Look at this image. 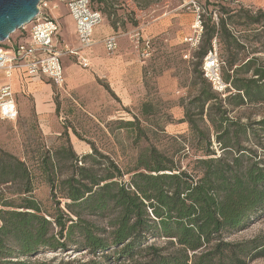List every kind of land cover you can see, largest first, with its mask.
Masks as SVG:
<instances>
[{"label":"trees","instance_id":"trees-1","mask_svg":"<svg viewBox=\"0 0 264 264\" xmlns=\"http://www.w3.org/2000/svg\"><path fill=\"white\" fill-rule=\"evenodd\" d=\"M225 13L218 26L203 33L205 43L192 69L193 85L200 86L184 107V121L200 152L195 166L183 168L152 147L138 156L132 170L123 171L93 146L79 159L66 138L64 145L46 150L35 167L54 199V213L46 214L32 196L37 178L33 167L0 150V184L16 183L17 194L23 195L14 203L1 200L0 193V264H104L112 259L120 264H246L264 255V240L258 237H223L264 210V115L247 122L227 116L229 106L264 102V64L254 56L237 62L243 43L228 29L232 15ZM246 18L249 24L260 21L249 13ZM216 37L229 52L224 60L217 48L221 77L229 84L227 92L235 91L225 99L201 69ZM203 116L212 133L200 124ZM211 134L221 151L218 155ZM96 218L105 222L97 223ZM148 236L163 241L144 244ZM71 247L85 250L91 258L21 259Z\"/></svg>","mask_w":264,"mask_h":264},{"label":"rangeland","instance_id":"rangeland-1","mask_svg":"<svg viewBox=\"0 0 264 264\" xmlns=\"http://www.w3.org/2000/svg\"><path fill=\"white\" fill-rule=\"evenodd\" d=\"M92 3L101 11L103 20L94 30L98 42L93 46L96 52L91 67L83 68L73 57L65 58L63 88L56 87L47 78L36 81L51 85L47 100L51 110L44 118L39 116L33 102L32 91L36 87L32 83L35 81L24 76L18 88L12 85L17 116L14 120L0 119V150L24 160L35 170L46 150L53 151L64 145L68 138L79 159L90 153L93 146L126 171L135 167L141 153L154 147L181 167L191 170L200 152L195 148L197 139L189 134V124L184 121V107L189 106L188 101L200 86L199 83L193 85L196 77L192 69L196 53L205 43L204 36L196 48L183 42L185 36L192 34V6L182 7L180 0H92ZM199 4L202 6L203 33L212 25L218 26L220 18L228 11L232 15L227 20L228 29L243 43V49L236 56L237 62L254 56L264 64L261 16L264 0H199ZM43 12L51 14L60 23L59 40L76 46L73 20L64 2L48 0V8ZM246 13L258 16L260 21L249 24ZM137 31L141 35L138 41L134 36ZM108 33L116 36L113 52H107L102 44ZM146 41H149L148 46ZM213 42L222 59L226 60L229 52L225 51L223 39L216 37ZM229 49L237 52L233 45ZM234 92L217 93L225 99ZM227 110L231 119L253 121L264 115V102L234 109L229 106ZM200 124L209 127L212 133L207 117L203 116ZM211 138L212 149L218 155L221 152L219 146L213 135ZM34 172L37 178L32 196L44 213H54L50 186L40 180L37 170ZM130 174L124 179L127 180ZM17 188L16 183L0 184L1 200L19 203L23 195L17 194ZM62 203L64 200L61 206ZM95 221L105 222L101 218ZM223 237L229 241L254 237L264 240V210L257 212L240 229L224 232ZM162 241L148 236L144 244H161ZM61 258L88 260L91 255L71 247L65 251L44 250L21 259H54L58 262ZM104 264H120V260L112 259ZM246 264H264V255H256Z\"/></svg>","mask_w":264,"mask_h":264},{"label":"built area","instance_id":"built-area-1","mask_svg":"<svg viewBox=\"0 0 264 264\" xmlns=\"http://www.w3.org/2000/svg\"><path fill=\"white\" fill-rule=\"evenodd\" d=\"M181 6H192L194 19L191 25L192 34L185 36L183 42L192 48L200 45L203 36L202 6L199 0H180ZM66 10L74 22L77 45L72 47L60 41L58 33L59 22L49 13L43 12L48 8V0H41L38 13L27 25L0 42V119L14 120L17 116L15 93L12 87V74L19 70L25 72L33 81L42 78L49 79L56 87L63 88L64 69L62 59L70 56L83 68L91 67V49L95 45V28L101 24L103 15L93 6L92 0H62ZM56 6H54L55 8ZM134 36L137 41L141 37L140 31ZM148 42L145 44L148 46ZM107 52H113L117 45L116 36L107 34L102 39ZM221 63L217 47L212 48L203 58L201 69L204 77L211 83L212 89L222 95L227 92L229 84L221 77Z\"/></svg>","mask_w":264,"mask_h":264},{"label":"water","instance_id":"water-1","mask_svg":"<svg viewBox=\"0 0 264 264\" xmlns=\"http://www.w3.org/2000/svg\"><path fill=\"white\" fill-rule=\"evenodd\" d=\"M41 0H0V42L30 23Z\"/></svg>","mask_w":264,"mask_h":264},{"label":"crops","instance_id":"crops-1","mask_svg":"<svg viewBox=\"0 0 264 264\" xmlns=\"http://www.w3.org/2000/svg\"><path fill=\"white\" fill-rule=\"evenodd\" d=\"M73 24H74V22H73ZM59 25H60V23H59ZM59 32H60V29H59ZM73 34L75 36V30H74V28H73ZM58 35H59V33H58ZM96 39H97V37H95V40ZM60 41H63V40H60ZM75 41H76V45H77L76 36H75ZM63 42H65V41H63ZM97 42L98 41L96 40V43L95 44H97ZM98 47H100V46L98 45ZM95 52L96 51H94V48L92 47V49H91V61L93 60V54ZM65 58L70 59L72 57H70V56L63 57V59H62L63 69H64V59ZM24 76H27L25 72H22V71H19V70L14 71L13 74H12V78H11L12 85L15 88H18V85L20 84L21 81H23ZM64 79H65V77H64ZM38 81H40V80H38ZM32 86L33 87H36L32 91V97H33V102H34L35 109L37 110L39 116H41V118H44V117L48 116V114H49L48 112H49V110H51L50 104L47 103V100L49 98V94L48 93L51 91V85L49 83L42 84L41 85V84H39V83H37L35 81V82L32 83Z\"/></svg>","mask_w":264,"mask_h":264}]
</instances>
